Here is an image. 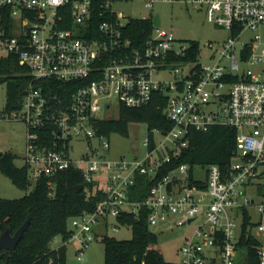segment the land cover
I'll use <instances>...</instances> for the list:
<instances>
[{"label":"built area","instance_id":"built-area-1","mask_svg":"<svg viewBox=\"0 0 264 264\" xmlns=\"http://www.w3.org/2000/svg\"><path fill=\"white\" fill-rule=\"evenodd\" d=\"M135 2L150 10L157 3L205 8L209 21L229 37L208 45L206 63L199 43L192 60V42L181 44L163 28L160 14L129 16L119 9ZM4 9L14 25L11 36L3 26ZM0 42L32 79L19 90L14 108L8 110L6 102L0 112L27 127L24 166L30 181L44 178L52 190L59 175L74 169L84 189L92 186L101 197L94 212L70 221L66 245L75 244L78 261L108 233L112 220L118 232L117 218H140L147 211L150 228L194 226L179 250L180 264H240L242 212L248 209L264 264V202L257 204L247 190L264 176V0H0ZM157 93L168 98L164 115L171 128L150 130L144 157L109 159L93 148L97 139L106 152L111 149L95 128L103 120L100 112L147 107ZM215 127L237 130L227 171L216 164H177L192 132ZM81 141L89 151L74 159V144ZM196 168H207L206 176H196ZM142 176L152 185L145 198L133 200Z\"/></svg>","mask_w":264,"mask_h":264},{"label":"trees","instance_id":"trees-1","mask_svg":"<svg viewBox=\"0 0 264 264\" xmlns=\"http://www.w3.org/2000/svg\"><path fill=\"white\" fill-rule=\"evenodd\" d=\"M3 26L6 35L13 34V23L8 19L9 11L4 9ZM140 22H137L139 25ZM152 23H150V26ZM190 59L195 60L199 43L193 41ZM187 58V57H186ZM29 70L20 63L17 56L10 54L0 58V84H7V109H13L19 90L31 82ZM59 89V87H57ZM168 98L162 93L155 94L152 103L143 108L132 109L120 107L119 119L101 120L95 124L100 136L110 139L114 134L130 137L132 124H147L149 130H169L171 125L164 115ZM237 150V130L229 127H215L208 133L192 132L190 148L177 164L188 163L194 166L219 165L227 171L233 153ZM176 165L162 169L160 176L169 173ZM0 172L8 177L14 185L23 190L31 186L29 170L15 165V155L0 154ZM203 187L202 183H197ZM84 185L81 174L71 169L55 179V196L51 197V189L46 179L36 183L35 188L25 197L18 200L0 198V234L10 230L15 234L25 222L31 218L28 230L16 250L7 252L0 248V264H67L68 245L71 237L70 221L84 212H94L101 200L100 195L93 194L92 186L77 193L76 187ZM152 183L149 177L139 178L134 187L133 200H141L147 196ZM263 191V192H262ZM258 193L264 196V188L258 187ZM243 224L239 247L243 252L240 264H259L257 248L260 241L252 234V216L248 209L242 212ZM122 226L131 228L132 239L118 240L107 233L102 242L104 245L105 264H169L165 261L159 247V238L151 231L148 213L140 218L123 215L116 219ZM62 239V245L53 249L52 242Z\"/></svg>","mask_w":264,"mask_h":264},{"label":"rangeland","instance_id":"rangeland-1","mask_svg":"<svg viewBox=\"0 0 264 264\" xmlns=\"http://www.w3.org/2000/svg\"><path fill=\"white\" fill-rule=\"evenodd\" d=\"M126 15L133 16L137 13L143 16H149L151 13L160 14L163 21V28L171 30L180 43L198 42L203 47L201 53V61L206 63L211 55L209 44L223 43L229 37V31L225 28L218 27L209 21L207 10L205 8L198 9L192 4L185 3H157L153 10L145 7L142 3L125 4L119 8ZM7 56V49L4 43L0 42V58ZM160 78V76H158ZM170 79H173L170 77ZM7 102V84H0V112L4 110ZM99 117L103 120L119 119V111L116 107L111 112L102 111ZM149 127L147 124H132L130 126V137H123L114 134L109 141L111 149L106 152L100 146L97 139L92 140V146L95 150L101 151L109 159H120L122 157L135 158L137 156L144 157L146 149L143 145L145 139L149 136ZM27 146V127L21 121H14L5 117H0V154L12 153L15 155V165L19 168L24 166V156ZM75 150L72 157L80 159L82 155L89 151V143L86 141L74 144ZM207 168H196L195 174L200 178H204ZM36 186L35 182H31L28 190L18 188L14 183L0 172V198L9 200H18L25 197ZM264 188V176L258 180L257 185L247 188L252 199L257 204L264 202L258 193V187ZM55 186L52 188L50 196H55ZM263 192V191H262ZM252 213L256 216L255 207H252ZM241 219L239 218V223ZM113 226L117 223L112 220L111 226L108 228V234L118 240L132 239L131 228L118 226V232L113 231ZM194 226L174 227V226H157L151 227V231L159 238V247L163 253L165 261L169 264H180L182 258L179 254L180 248L184 244L185 237L193 232ZM1 236V234H0ZM93 241L85 250L82 261L77 259V248L75 244L68 246L67 264H105L104 245L102 238ZM62 244L61 238H56L51 247L58 248ZM219 264V263H217Z\"/></svg>","mask_w":264,"mask_h":264},{"label":"water","instance_id":"water-1","mask_svg":"<svg viewBox=\"0 0 264 264\" xmlns=\"http://www.w3.org/2000/svg\"><path fill=\"white\" fill-rule=\"evenodd\" d=\"M155 24L160 26L161 17L157 16L155 19ZM84 185H79L76 187V192L84 191ZM31 223V218H29L25 224L17 230L15 234H12L10 230L5 231L0 236V248L6 250L7 252H13L18 247L19 243L24 237L25 232L28 230Z\"/></svg>","mask_w":264,"mask_h":264},{"label":"crops","instance_id":"crops-1","mask_svg":"<svg viewBox=\"0 0 264 264\" xmlns=\"http://www.w3.org/2000/svg\"><path fill=\"white\" fill-rule=\"evenodd\" d=\"M61 245H62V244H61ZM59 246H60V245H59ZM59 246H58V247H59Z\"/></svg>","mask_w":264,"mask_h":264}]
</instances>
